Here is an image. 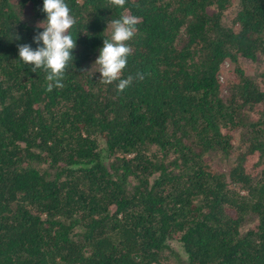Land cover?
Listing matches in <instances>:
<instances>
[{
  "label": "trees",
  "instance_id": "obj_1",
  "mask_svg": "<svg viewBox=\"0 0 264 264\" xmlns=\"http://www.w3.org/2000/svg\"><path fill=\"white\" fill-rule=\"evenodd\" d=\"M65 2L74 60L48 92L17 49L43 0H0V264H167L169 240L184 264H264V0ZM128 14L123 78L144 79L118 94L93 62Z\"/></svg>",
  "mask_w": 264,
  "mask_h": 264
},
{
  "label": "clouds",
  "instance_id": "obj_2",
  "mask_svg": "<svg viewBox=\"0 0 264 264\" xmlns=\"http://www.w3.org/2000/svg\"><path fill=\"white\" fill-rule=\"evenodd\" d=\"M125 3L126 0H106L109 8H123ZM40 11L46 15L36 25L37 29H43L33 36V43L37 47L33 48L27 43L18 44V60L22 65H30L32 72H45V90L51 92L54 88L64 87L63 80L69 62L73 64L72 52L76 47V39H73L69 30L76 24V18L71 15V9L65 0H43ZM138 22L139 18L131 14L108 21L107 27L111 28V36L103 39V46L98 49L99 55L93 62L96 65L95 72L100 74L99 81L105 85L116 82L118 94L127 89L134 80L144 79L142 72L123 78V70L132 54V48L127 42L138 32ZM15 39L19 40L20 37L17 35Z\"/></svg>",
  "mask_w": 264,
  "mask_h": 264
},
{
  "label": "rangeland",
  "instance_id": "obj_3",
  "mask_svg": "<svg viewBox=\"0 0 264 264\" xmlns=\"http://www.w3.org/2000/svg\"><path fill=\"white\" fill-rule=\"evenodd\" d=\"M225 21H229V15L225 16ZM231 63L228 61L224 62L219 70V78L221 80H224L229 76L230 73V67ZM261 66H263L262 57L259 58L256 62L250 63L246 66V71L249 72L252 76H257L258 71L261 69ZM169 247L167 250H165L167 254L166 263L167 264H184L181 263V260H185L184 253L181 250V247L179 246V243H177L174 240H169ZM169 254V255H168Z\"/></svg>",
  "mask_w": 264,
  "mask_h": 264
}]
</instances>
